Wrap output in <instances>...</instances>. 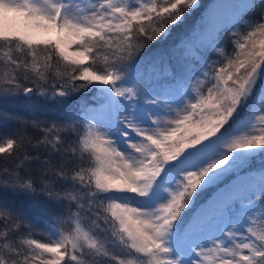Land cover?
<instances>
[{"label": "snow or ice", "instance_id": "1", "mask_svg": "<svg viewBox=\"0 0 264 264\" xmlns=\"http://www.w3.org/2000/svg\"><path fill=\"white\" fill-rule=\"evenodd\" d=\"M0 108V264H264V0H0Z\"/></svg>", "mask_w": 264, "mask_h": 264}, {"label": "trees", "instance_id": "2", "mask_svg": "<svg viewBox=\"0 0 264 264\" xmlns=\"http://www.w3.org/2000/svg\"><path fill=\"white\" fill-rule=\"evenodd\" d=\"M9 111V109H4V108H0V112H6ZM21 114H24L23 109H21ZM5 119L3 117V115H0V127H4L5 126ZM10 123V121H9Z\"/></svg>", "mask_w": 264, "mask_h": 264}]
</instances>
